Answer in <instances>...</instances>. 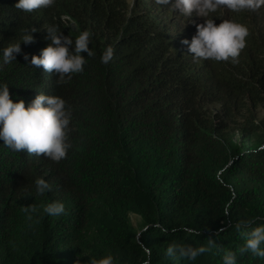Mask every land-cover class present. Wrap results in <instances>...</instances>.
<instances>
[{
	"label": "trees",
	"instance_id": "16d2710c",
	"mask_svg": "<svg viewBox=\"0 0 264 264\" xmlns=\"http://www.w3.org/2000/svg\"><path fill=\"white\" fill-rule=\"evenodd\" d=\"M16 3L0 0V53L37 31L0 68V85L25 107L39 94L64 99L72 147L57 163L0 141V264H89L109 254L115 264H222L226 251L237 264H264L241 252L247 237L235 229L242 220L264 224V118L255 122L253 114L264 103V6L220 8L208 17L249 31L236 62H215L194 60L182 44L204 19L154 0H55L31 13ZM53 25L73 39L91 33L93 56L81 53L84 71L65 84L23 59L48 45ZM108 46L114 55L104 65ZM212 103L221 104L223 117L209 111ZM244 113L240 141L226 138L224 118ZM37 179L51 191L38 194ZM53 202L64 204V214L44 212ZM172 244L208 251L189 261L169 257Z\"/></svg>",
	"mask_w": 264,
	"mask_h": 264
},
{
	"label": "clouds",
	"instance_id": "9594fccd",
	"mask_svg": "<svg viewBox=\"0 0 264 264\" xmlns=\"http://www.w3.org/2000/svg\"><path fill=\"white\" fill-rule=\"evenodd\" d=\"M156 4L170 6L174 12L192 17H200L204 22L196 25V34L191 41L185 39L182 44L186 45L188 52L193 54L194 60H209L215 62L237 61L241 51L246 47V37L249 35L248 28L233 20H222L218 25L211 14L218 9L225 8L239 13L244 10L255 12L264 6V0H154ZM55 0H17L15 8L25 13H31L37 9L51 8ZM36 28L25 33L21 42L11 43L0 53V68L16 61L17 55L21 54V43L25 45L33 43L32 33ZM48 45L40 54L23 55V59L32 68L42 67L44 71L55 74L58 84L68 83L73 74L82 73L86 58L81 53H87L92 57L91 33L88 30L81 31L75 39L64 35L55 25L46 28ZM114 49L111 46L105 48L100 56V63L107 65L112 61ZM71 110L67 107L64 99L58 96L39 94L25 107V101L20 99L13 102L10 98L8 85H0V141L3 146L14 152H26L29 155L41 154L53 162H60L66 158L68 150L72 147L69 142ZM35 187L38 194L43 195L51 191L50 184L44 179H37ZM25 211H35L26 208ZM44 212L53 217L60 216L65 212V206L61 202H53L44 208ZM227 209L225 215H227ZM253 221L242 220L235 225L238 233L243 232L247 239L241 252H250L257 258L264 259V224L251 227ZM146 231V229H145ZM167 232L166 228H161ZM184 231L191 235L200 233L193 228ZM140 247L147 257H151V250L139 241ZM208 251L206 247L193 248L180 244H172L166 249L169 257H179L194 261ZM89 264H115L112 255L102 256L97 259L90 258ZM144 264H149L146 259ZM222 264H237L236 253L226 251L222 256Z\"/></svg>",
	"mask_w": 264,
	"mask_h": 264
},
{
	"label": "rangeland",
	"instance_id": "374dc122",
	"mask_svg": "<svg viewBox=\"0 0 264 264\" xmlns=\"http://www.w3.org/2000/svg\"><path fill=\"white\" fill-rule=\"evenodd\" d=\"M128 1L131 6H133L135 3V0H128ZM207 108L212 113L220 114V116L223 117L222 116L223 112H222L220 103L208 104ZM244 114H245L244 116H239V117L236 116L232 119L224 118V122H226L228 126L227 129L224 131L225 132L224 135L226 138L232 139L233 141H236V142L240 141V129L245 123L244 117L247 116L246 113ZM253 114L255 116V120H256L255 122L261 121L264 118V103H259L257 107L255 108ZM130 217H131V220L134 226L137 227L140 225V217L138 215L131 214Z\"/></svg>",
	"mask_w": 264,
	"mask_h": 264
}]
</instances>
